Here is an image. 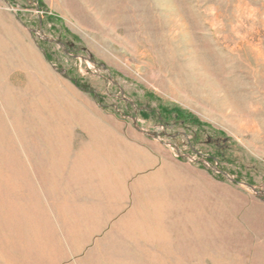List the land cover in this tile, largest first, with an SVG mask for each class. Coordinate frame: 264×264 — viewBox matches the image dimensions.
I'll use <instances>...</instances> for the list:
<instances>
[{"label": "rangeland", "instance_id": "obj_1", "mask_svg": "<svg viewBox=\"0 0 264 264\" xmlns=\"http://www.w3.org/2000/svg\"><path fill=\"white\" fill-rule=\"evenodd\" d=\"M0 264H264V0H0Z\"/></svg>", "mask_w": 264, "mask_h": 264}, {"label": "trees", "instance_id": "obj_2", "mask_svg": "<svg viewBox=\"0 0 264 264\" xmlns=\"http://www.w3.org/2000/svg\"><path fill=\"white\" fill-rule=\"evenodd\" d=\"M46 58L48 60L50 59V56L48 54H46ZM152 113L155 112L154 109L150 110ZM139 113H145V110H140ZM171 114H173V116H171ZM158 119L161 120L163 122V124L166 125V127H168V125H185V122L187 121V119H190V121L195 124L198 127H200L199 122L193 118V116H191L190 114H185L182 111L178 110V109H164V108H159L158 110ZM205 160L209 163L212 164L215 161V157L213 155H207ZM219 175V174H218Z\"/></svg>", "mask_w": 264, "mask_h": 264}, {"label": "crops", "instance_id": "obj_3", "mask_svg": "<svg viewBox=\"0 0 264 264\" xmlns=\"http://www.w3.org/2000/svg\"><path fill=\"white\" fill-rule=\"evenodd\" d=\"M38 153H41V151L40 152H38ZM123 155H125V157L126 156H128L129 158H130V160H131V162H133V161H137L138 160V156L137 155H132V154H129V153H122ZM36 158H35V163H34V165L35 166H38L39 168L40 167H42V166H44L45 164L46 165H51L52 166V164H54L55 163V160L54 159H52L51 157H49V158H47V159H45L43 156H39V157H37V156H35ZM79 157V156H78ZM12 162L14 163V162H16L15 160H14V157L13 156H9V163L8 164H12ZM81 162V161H80ZM17 164V166H21V164L18 162H16L15 163V165ZM76 176V175H75ZM74 175H72V176H70V178L68 179L69 181H70V179H71V182L72 181H75V180H77V178L75 177ZM47 179H49V178H47ZM73 199H74V196H73Z\"/></svg>", "mask_w": 264, "mask_h": 264}]
</instances>
